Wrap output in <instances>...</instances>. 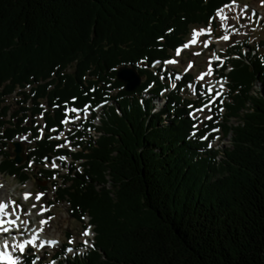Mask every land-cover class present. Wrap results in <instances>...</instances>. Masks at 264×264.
<instances>
[{
	"label": "trees",
	"instance_id": "obj_1",
	"mask_svg": "<svg viewBox=\"0 0 264 264\" xmlns=\"http://www.w3.org/2000/svg\"><path fill=\"white\" fill-rule=\"evenodd\" d=\"M231 1L0 0V175L24 183L35 168L94 234L72 257L62 244L56 264H264V53L231 47L216 72L227 92L213 104L233 126L214 109L194 128L189 113L212 97H183L186 76L172 87L171 74L150 70ZM120 67L143 78L133 92ZM72 108L91 115L55 139ZM219 127L227 148L210 146ZM24 135L33 143L18 165L7 151ZM60 157L73 165L65 174L45 167Z\"/></svg>",
	"mask_w": 264,
	"mask_h": 264
},
{
	"label": "rangeland",
	"instance_id": "obj_2",
	"mask_svg": "<svg viewBox=\"0 0 264 264\" xmlns=\"http://www.w3.org/2000/svg\"><path fill=\"white\" fill-rule=\"evenodd\" d=\"M223 11L220 15H217V12L214 14L212 20L208 21V24L204 27L194 26L191 28L189 34L184 39V44L188 43L192 39V30H199L204 28L206 31L203 35H197L196 43L191 45L190 48L183 49L179 56L175 52L171 53V60L175 59L178 62L175 64L164 63V67L160 69L161 72L164 71L166 75H173V80H179L183 77H187L186 87L183 91V97L191 98L195 100L197 94L201 97L212 96L211 100L204 105H200L199 108H204L205 105L208 107L204 109L203 112L196 111L194 109L192 112L194 115H188L189 118L196 121V128H199L201 125L206 124L210 120L215 118L214 109L216 106L213 102L220 96H224L227 92L226 80H217L216 72L221 70L226 62V51L229 48H235L238 45L246 44L244 48L245 52H250L251 50H256L258 53H264V0H233L227 6L221 8ZM223 36H228L227 41L223 40ZM205 42L207 47H205ZM183 44V45H184ZM183 45L180 49L183 48ZM261 46V47H260ZM199 53L196 55L195 53ZM233 58V57H232ZM235 58V57H234ZM191 63V67H188ZM164 69V70H163ZM150 70L153 72L154 68L150 67ZM230 68L227 66L223 74H227ZM204 75V78L201 79L199 75ZM143 81V78H142ZM173 84V82H172ZM171 84V86H173ZM259 85L253 87L252 94L258 92ZM217 93H221L217 95ZM146 97H148L146 95ZM20 98L16 95H11L7 98L6 104H8L11 110H16L18 108V102ZM155 109L159 110L163 106L162 96L159 97V100L154 101ZM110 105V103L108 104ZM218 120L217 124H222L225 126L235 125L236 120L226 119L228 122H224L220 117L224 115V110L217 108ZM98 115V109L95 110ZM73 113V112H72ZM73 119H68L69 123H63L62 132L58 135L60 141L65 139V136L69 133L71 126L79 123L80 121L87 120L91 113L88 110L84 112H75ZM79 116L80 119H76ZM205 116H211L210 120H206ZM99 118H94L93 126H99ZM37 123L42 125L41 117L36 118ZM225 123V124H224ZM44 131L41 130V133ZM91 136L97 138L95 132L90 131ZM215 137L211 142L210 146L215 148H227L229 147L230 135L224 136L222 128L214 129L211 131ZM18 138H25L26 141L20 143ZM15 139L16 142L20 143L23 146V155H26L27 149L32 145L29 135L20 136ZM69 152H73V149L65 144ZM8 154L13 153V147L9 145ZM26 160V159H25ZM25 160L20 164H24ZM55 164L56 167H52ZM72 165L71 159L64 158L56 159L51 162V164L46 163L45 167H50L54 169H59L60 174H65L66 168H70ZM35 176V178L33 177ZM5 186V192L10 194L17 195L19 202V207L23 206L22 213L24 215H32L30 211L33 209V214L37 215V220L47 221V234L44 237L48 240L37 241L35 245H30L28 234L16 236L18 239H13L11 234H4V236H10L7 240L16 244H24L25 252L21 253L18 248L14 251L13 258H19L20 264H24V256H35V264L40 262L41 264H56V261L52 260L53 254L59 250L62 244H67L71 249L68 250V256L72 257L78 253H83L86 249L91 247L93 242V232L91 227H88V218L83 220V223H79L76 220L72 219L68 213V205L65 202L56 201L55 195L51 185L44 179L42 175L36 174V169L31 167L30 178L24 182L19 183L16 178L9 177L7 175H0V181ZM30 193L31 196L27 201L24 199V194ZM37 193H43L42 199L36 201L35 196ZM23 199V200H22ZM35 205V207H33ZM39 215V216H38ZM29 221L32 223V219ZM40 222V221H39ZM38 222V223H39ZM41 223V222H40ZM89 231V241L82 235V232L85 231L84 227ZM17 232V231H16ZM6 237L2 238L4 241ZM69 241H72L69 243ZM87 241V245L85 244ZM44 246L41 247L40 245ZM80 245L83 246V249H80ZM53 262V263H52Z\"/></svg>",
	"mask_w": 264,
	"mask_h": 264
},
{
	"label": "bare ground",
	"instance_id": "obj_3",
	"mask_svg": "<svg viewBox=\"0 0 264 264\" xmlns=\"http://www.w3.org/2000/svg\"><path fill=\"white\" fill-rule=\"evenodd\" d=\"M18 141L20 143H23L26 141L25 138H18ZM23 200V199H22ZM0 201L8 202V201H15V204L8 203V207L5 209L4 212H0V220H2L1 229H5L6 227L13 226L14 228H19L18 232L12 230L11 235L13 239H18L16 236L25 235L28 234L29 241L35 240L37 241H45L48 240L44 237V235L47 234L46 226L47 223H40L41 221L45 220H37V215L33 214V209L30 211L32 212V215H24L22 213L23 206H18L19 199L15 194H10L9 192H5V186L2 184V180L0 181ZM27 201V200H25ZM39 216V215H38ZM32 219V223L29 221V219ZM39 222V223H38ZM90 235V234H89ZM89 235L85 236V238L89 241ZM2 234L0 233V251H8L10 255L14 256V251L17 248L16 246L18 244L10 242V247L7 249H4L2 247ZM9 238V237H8ZM0 264H3V261H0Z\"/></svg>",
	"mask_w": 264,
	"mask_h": 264
},
{
	"label": "snow or ice",
	"instance_id": "obj_4",
	"mask_svg": "<svg viewBox=\"0 0 264 264\" xmlns=\"http://www.w3.org/2000/svg\"><path fill=\"white\" fill-rule=\"evenodd\" d=\"M233 3H235V0H233ZM225 6H227V5H225ZM222 11H223L222 9H217V15H220V13H221ZM205 31H206V30H205L204 28H201V29H199V30L193 29V30H192V39H191L188 43H185V44L183 45V48H182V49H176V50H175L176 55L179 56L183 49L190 48V46H191L192 44H195V43H196V37H197V35H203V34L205 33ZM222 39L225 40V41H227V40L229 39V37H228V36H223ZM205 47H207V43H206V42H205ZM195 54H196V55H199L198 52L195 53ZM177 62H178V61L175 60V59L166 61V63H168V64H175V63H177ZM187 66H188V67H191V63H189V65H187ZM200 78L203 79L204 77L202 76V77H200ZM220 94H221V93H217V95H220ZM75 99H76V98H74V97L72 98L73 102H75ZM105 102H106V101H105ZM41 107H43V105H41ZM207 107H208V106L205 105L204 108L197 109L196 111L203 112L204 109L207 108ZM70 111L73 112V113H75V112H79L80 109L72 108V109H70ZM189 115H194V114H193V113H189ZM66 116H67V113H65V117H66ZM211 118H212L211 116H205V119H206V120H210ZM76 119H80V117L77 116ZM61 123H69V121H68L66 118H64V119L61 120ZM193 127L195 128V127H197V126L194 124ZM52 131L54 132V131H56V129H52ZM193 135H194V133H193ZM55 139L59 140L60 137L57 136V137H55ZM59 159L63 160L64 157H60ZM52 167H56V165L53 164ZM30 196H31L30 193H25V194H24V199L27 200V199L30 198ZM42 196H43V193H37L36 196H35L36 201H40V200L42 199ZM8 203L15 204V201H8V202L0 201V212H4V211H5V209L8 207ZM33 207H35V205H33ZM41 223H45V224H46L47 221H41ZM3 232H4V233H8V229H7V228L3 229ZM89 234H90V233H89V231H88L87 229H86L84 232H82V235H83V236H88ZM71 242H72V241H69V243H71ZM28 243H29L30 245H35V244H36V241H35V240H31V241H29ZM85 244L87 245V241H85ZM40 246L43 247L44 245L41 244ZM2 247H3L4 249L9 248V247H10V242H9V240L5 239V240L3 241V243H2ZM16 247L19 249V251H20L21 253L25 252V245H24V244H19V245H17ZM69 251H71V249H69ZM0 261H3V264H20V260H19V258H15V259H14L13 256L10 255L9 252L6 251V250H5V251H0ZM32 264H35V261H33Z\"/></svg>",
	"mask_w": 264,
	"mask_h": 264
},
{
	"label": "water",
	"instance_id": "obj_5",
	"mask_svg": "<svg viewBox=\"0 0 264 264\" xmlns=\"http://www.w3.org/2000/svg\"><path fill=\"white\" fill-rule=\"evenodd\" d=\"M115 77L116 80L123 85L124 92H133L142 82L137 71L130 67L118 68ZM10 145L13 147L14 161L16 164L20 165L26 159V156L23 155V146L15 140H13Z\"/></svg>",
	"mask_w": 264,
	"mask_h": 264
}]
</instances>
